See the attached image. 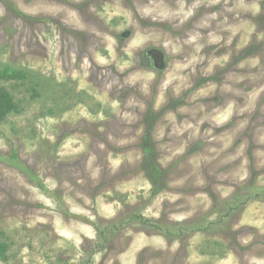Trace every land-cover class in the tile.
<instances>
[{"label": "rangeland", "instance_id": "obj_1", "mask_svg": "<svg viewBox=\"0 0 264 264\" xmlns=\"http://www.w3.org/2000/svg\"><path fill=\"white\" fill-rule=\"evenodd\" d=\"M0 89V264H264V0H0Z\"/></svg>", "mask_w": 264, "mask_h": 264}, {"label": "trees", "instance_id": "obj_2", "mask_svg": "<svg viewBox=\"0 0 264 264\" xmlns=\"http://www.w3.org/2000/svg\"><path fill=\"white\" fill-rule=\"evenodd\" d=\"M16 111H18V106L13 101L12 96L8 92L0 89V122L4 120L7 114ZM152 172L154 173L153 169ZM1 253H2V245L0 243V255Z\"/></svg>", "mask_w": 264, "mask_h": 264}]
</instances>
